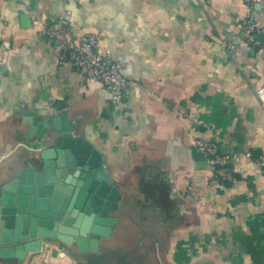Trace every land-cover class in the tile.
Wrapping results in <instances>:
<instances>
[{"label": "crops", "instance_id": "1", "mask_svg": "<svg viewBox=\"0 0 264 264\" xmlns=\"http://www.w3.org/2000/svg\"><path fill=\"white\" fill-rule=\"evenodd\" d=\"M60 17L75 35H101L131 82L121 102L61 65L58 43L32 27ZM249 18L263 26L264 6L0 0V173L31 154L21 111L66 114L121 195L96 264H264V110L255 95L264 52L245 39L241 22ZM195 139L216 142L230 157L231 181L215 178ZM91 258L59 249L0 264Z\"/></svg>", "mask_w": 264, "mask_h": 264}, {"label": "water", "instance_id": "2", "mask_svg": "<svg viewBox=\"0 0 264 264\" xmlns=\"http://www.w3.org/2000/svg\"><path fill=\"white\" fill-rule=\"evenodd\" d=\"M256 39L263 42L264 35ZM19 114L31 154L0 173V259L27 263L61 249L92 256L96 264L100 240L110 238L117 223L110 213L121 200L102 155L76 134L66 114Z\"/></svg>", "mask_w": 264, "mask_h": 264}, {"label": "built area", "instance_id": "3", "mask_svg": "<svg viewBox=\"0 0 264 264\" xmlns=\"http://www.w3.org/2000/svg\"><path fill=\"white\" fill-rule=\"evenodd\" d=\"M243 1L250 6H264V0ZM62 19L63 17L51 20L48 24L34 20L32 27L39 35L58 43L61 65H70L90 83L96 82L105 87L113 101L121 102L125 98L131 82L121 75L120 65L113 60L111 51L101 46V35L94 32L75 35L62 24ZM241 25L245 31L247 42L264 52V40L258 42L254 37L257 32L264 35V24L258 27L249 18L244 19ZM2 64L0 59V69ZM255 95L264 110V85L255 91ZM193 144L207 160L209 169L219 182H229L233 179L231 159L220 152L216 142L208 139H195Z\"/></svg>", "mask_w": 264, "mask_h": 264}]
</instances>
